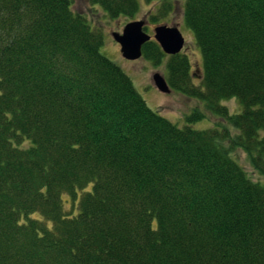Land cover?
I'll return each mask as SVG.
<instances>
[{
    "label": "trees",
    "instance_id": "1",
    "mask_svg": "<svg viewBox=\"0 0 264 264\" xmlns=\"http://www.w3.org/2000/svg\"><path fill=\"white\" fill-rule=\"evenodd\" d=\"M170 1L144 0L161 17ZM180 1L202 79L177 54L166 82L233 136L148 108L70 0H0V264H264V182L230 156L241 149L264 178V0ZM88 2L110 19L138 11ZM141 52L153 66L166 57L153 41ZM232 98L241 113L220 105ZM63 195H79L75 216Z\"/></svg>",
    "mask_w": 264,
    "mask_h": 264
},
{
    "label": "rangeland",
    "instance_id": "2",
    "mask_svg": "<svg viewBox=\"0 0 264 264\" xmlns=\"http://www.w3.org/2000/svg\"><path fill=\"white\" fill-rule=\"evenodd\" d=\"M70 3L74 14L84 17L93 30H98L101 33L102 45L99 48L100 54L113 62L129 77L135 90L153 112L178 128L188 126L193 130L203 131L213 128L218 123L228 128L231 136L236 134L229 125L206 110L204 101L186 97L174 90L164 94L155 89L152 83V75L159 73L164 79L166 78L168 55H165L166 57L157 66H153L142 55L137 60L128 61L121 56L119 45L112 38V33L120 34L123 27L131 21H145V33L151 37L155 26L176 27L184 39V46L180 54L185 55L189 62L190 81L194 86H199L203 73L202 59L191 31L184 25L182 1H170L171 10L161 17L158 14L159 9H161V3L151 2L147 4L144 0H137L138 11L132 18L119 16L114 19H110L98 6L89 4L88 0H70ZM151 41L155 42L153 38H151ZM220 105L225 107L231 115L239 114L242 111L241 105L235 98L222 100ZM194 111L204 114V118L199 121L188 122L187 118ZM222 145L228 146L226 142H222ZM230 156L251 181L264 182V178L254 170L247 155L241 149L231 150ZM78 199L79 195L76 201H71L68 196L63 195V210L66 214L71 216L77 214ZM33 217L41 219L48 228H51V223L44 221L37 213Z\"/></svg>",
    "mask_w": 264,
    "mask_h": 264
},
{
    "label": "water",
    "instance_id": "3",
    "mask_svg": "<svg viewBox=\"0 0 264 264\" xmlns=\"http://www.w3.org/2000/svg\"><path fill=\"white\" fill-rule=\"evenodd\" d=\"M144 27L145 21H131L123 27L120 34L112 33V38L119 45L120 54L125 60L139 59L142 55V46L151 40V36L145 33ZM152 38L164 55H177L184 46L182 35L173 26H155ZM152 83L155 89L161 93L168 94L171 90L159 73L152 75Z\"/></svg>",
    "mask_w": 264,
    "mask_h": 264
},
{
    "label": "flooded vegetation",
    "instance_id": "4",
    "mask_svg": "<svg viewBox=\"0 0 264 264\" xmlns=\"http://www.w3.org/2000/svg\"><path fill=\"white\" fill-rule=\"evenodd\" d=\"M146 26L144 27V30H145Z\"/></svg>",
    "mask_w": 264,
    "mask_h": 264
}]
</instances>
